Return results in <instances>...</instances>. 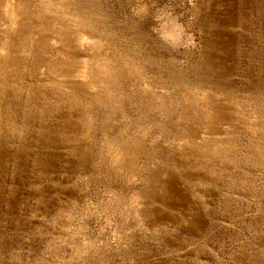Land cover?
Returning a JSON list of instances; mask_svg holds the SVG:
<instances>
[{"label":"rangeland","instance_id":"rangeland-1","mask_svg":"<svg viewBox=\"0 0 264 264\" xmlns=\"http://www.w3.org/2000/svg\"><path fill=\"white\" fill-rule=\"evenodd\" d=\"M0 264H264V0H0Z\"/></svg>","mask_w":264,"mask_h":264}]
</instances>
